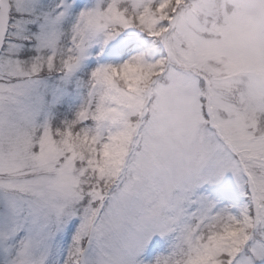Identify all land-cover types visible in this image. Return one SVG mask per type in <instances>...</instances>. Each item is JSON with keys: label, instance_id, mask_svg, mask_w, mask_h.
I'll return each instance as SVG.
<instances>
[{"label": "snow or ice", "instance_id": "6c2138e0", "mask_svg": "<svg viewBox=\"0 0 264 264\" xmlns=\"http://www.w3.org/2000/svg\"><path fill=\"white\" fill-rule=\"evenodd\" d=\"M0 264H264V0H0Z\"/></svg>", "mask_w": 264, "mask_h": 264}]
</instances>
